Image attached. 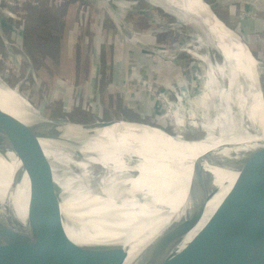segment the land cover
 I'll list each match as a JSON object with an SVG mask.
<instances>
[{"label":"rangeland","instance_id":"rangeland-1","mask_svg":"<svg viewBox=\"0 0 264 264\" xmlns=\"http://www.w3.org/2000/svg\"><path fill=\"white\" fill-rule=\"evenodd\" d=\"M211 1L239 32V45L257 62L243 64L250 77L241 72L236 81L245 90L258 89L264 99V0ZM105 5L106 9L88 1L0 0V77L16 86L35 108L52 116L121 117L195 141L217 134L220 101L211 108L205 101L211 92L217 99V91L227 89V65L226 77L217 76L222 62L218 51L204 49L191 37L186 50L170 51L181 36H172L167 26L171 16L146 0H110ZM210 51L215 58L206 71L207 81L202 82L207 89L201 90L193 68L200 55ZM210 109L215 110L214 116ZM83 141L79 136L63 143L71 159L69 164L56 163L60 175H78L85 168L87 154L79 153ZM91 164L88 178L99 187L106 170Z\"/></svg>","mask_w":264,"mask_h":264},{"label":"bare ground","instance_id":"bare-ground-1","mask_svg":"<svg viewBox=\"0 0 264 264\" xmlns=\"http://www.w3.org/2000/svg\"><path fill=\"white\" fill-rule=\"evenodd\" d=\"M146 1L169 14L171 18L167 26L173 31L172 36H181V40L170 51L179 49L181 51L182 48L186 50L191 45L190 37L195 42L202 43L204 49L213 43V35L219 39L217 48L222 62L217 76L226 77L223 70L227 65L225 72L228 73L226 77L228 85L224 92L217 91V100L220 101L217 134L214 136L210 134L205 140L195 141L184 139L179 134L172 137L153 126L121 121L100 128L62 125L56 130V138L42 139V145L47 148V154L52 162L53 159L66 162L68 160L60 153L63 151V143L71 137L83 136L84 141L79 149L92 154L90 161L102 162L109 168L110 176L100 184L102 191L98 194L92 191L94 187H91L92 189L84 187V183L87 184L91 179L88 178L89 171L86 168H82L78 175L56 176L54 166L56 179L53 188L45 184L41 177H36L21 167L14 153L0 149V216L6 218L9 207L16 217L15 220H18L16 225L21 226L20 230H27L24 226L27 224V218L32 215L59 218L61 224L59 227L64 238L70 239L75 247L121 243L128 251V258L132 259L170 219L169 214L175 208L172 206V194H175L180 185L186 184L185 176L187 177L188 173L187 171L185 173V170L192 169L193 161L199 155L221 145H231L229 148L224 147L222 152L230 151L231 156L235 157L247 151L252 145L259 143L264 145V99L261 98L258 89L245 90L243 85L236 81L241 72L243 76L245 74L250 77L243 64L250 66L257 63L252 56L250 57L246 47H241L237 42L239 32L236 31L234 35L224 28L199 0ZM99 3L106 9L105 1ZM172 17L179 23L174 22ZM186 31L189 33L185 37ZM222 38L227 41V46ZM235 43L237 51L233 49ZM212 45L216 47L215 42ZM209 68L210 66L207 71L211 70ZM13 89L15 93L11 91ZM21 99L16 86L11 88L0 82V107L30 123L37 116L25 107ZM186 101L190 99L187 98ZM243 116L251 118L250 124L256 129L252 134L241 126L239 121ZM131 157L138 158L134 165L127 162ZM147 160H152L151 169H145ZM205 168L213 171L217 191L207 202L205 211L193 231L215 210L237 175L236 171L217 168L207 163ZM131 169L138 170V175L133 178L127 176L126 173ZM45 188L53 190L45 191ZM164 199L168 201L165 203L167 206H164L167 211H163V204H160L164 203ZM175 211L181 213L180 209Z\"/></svg>","mask_w":264,"mask_h":264},{"label":"water","instance_id":"water-1","mask_svg":"<svg viewBox=\"0 0 264 264\" xmlns=\"http://www.w3.org/2000/svg\"><path fill=\"white\" fill-rule=\"evenodd\" d=\"M33 1L58 3L110 0ZM199 1L217 22L236 35V31L220 14L214 2ZM213 36L212 41L215 42L216 47L214 48L211 43L210 49L218 51L219 39ZM226 42L224 38L225 45ZM214 58L212 52L205 53L195 62L193 73L201 90L207 89L202 86V82L207 81L206 71ZM0 82L13 87L1 77ZM22 99L37 118L29 123L0 107V149L14 153L21 167L36 177H41L45 184L53 188L56 179L54 166L56 163L69 164L71 159L69 153L60 151L68 161L59 162L53 159L52 162L47 154V148L42 145V139L56 138L58 127L77 125L83 128H100L121 121L152 126L142 121L123 118L93 117L80 120L71 118L67 113L52 116L41 108H35L28 99L24 97ZM216 101L215 94L211 93L205 104L211 108ZM210 110L214 116L215 110ZM239 122L250 134L256 130L244 116ZM156 128L176 137V134L161 127ZM224 147L232 146L221 145L199 155L193 161L192 169L185 170V173L186 171L188 173L187 177L185 173L183 175L187 178L186 184L180 185L175 194H172V206L175 208L173 207L169 214L170 219L134 258H128V251L121 243L75 247L70 239L64 238L59 227L61 226L59 218L32 215L27 218V224L24 226L27 230H23L26 231L24 233L19 229L21 226L16 225L18 220H15L13 211L8 207L6 218L0 216V264H264V145L260 143L252 145L247 151L235 157L231 156L230 151L222 152ZM83 152L87 154L84 163L86 169H90L88 167L91 163H97L106 170L100 182L102 183L110 176L109 168L102 162L90 161L92 154L79 149V153ZM137 159L133 161L131 157L127 162L134 165ZM151 162L152 160H147L145 169L152 168ZM206 163L217 168L236 171L237 175L215 210L200 227L193 231L205 211L207 202L217 191L214 185L215 175L213 171L205 168ZM56 171L57 176L59 175L57 167ZM126 174L133 178L138 175V170L131 169ZM84 187L89 189L94 187L92 191L96 194L102 191V187L96 186L91 181L84 183ZM53 188H45V191H51ZM166 202L167 199H164V203L160 202L163 204V211H167L164 207L167 206ZM175 209H180L181 213L176 212ZM48 237L51 238L48 240Z\"/></svg>","mask_w":264,"mask_h":264}]
</instances>
